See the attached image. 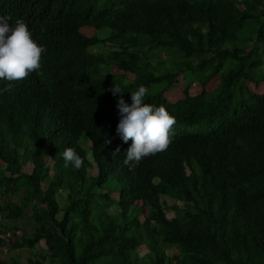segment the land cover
I'll return each instance as SVG.
<instances>
[{"label": "trees", "instance_id": "1", "mask_svg": "<svg viewBox=\"0 0 264 264\" xmlns=\"http://www.w3.org/2000/svg\"><path fill=\"white\" fill-rule=\"evenodd\" d=\"M108 1L0 0L47 47L0 80V247L28 252L0 264H264V0ZM141 84L177 133L125 164L117 101Z\"/></svg>", "mask_w": 264, "mask_h": 264}, {"label": "clouds", "instance_id": "2", "mask_svg": "<svg viewBox=\"0 0 264 264\" xmlns=\"http://www.w3.org/2000/svg\"><path fill=\"white\" fill-rule=\"evenodd\" d=\"M47 51L45 44L33 38L32 30L23 19H17L14 24L8 18L0 16V80L8 82L19 81L42 66V54ZM13 85L8 83L0 88V93ZM148 87L141 84L131 91V103L123 95L118 97L119 121L116 132L120 138L131 144L126 150L125 164L139 163L148 155L167 149L177 133V122L164 104L159 106L145 102ZM112 92L123 93L119 86L114 85ZM110 143V140L107 141ZM119 153V146L113 154ZM65 166L71 163L80 168L83 157L74 147H67L62 153ZM118 193V190L113 191Z\"/></svg>", "mask_w": 264, "mask_h": 264}, {"label": "rangeland", "instance_id": "3", "mask_svg": "<svg viewBox=\"0 0 264 264\" xmlns=\"http://www.w3.org/2000/svg\"><path fill=\"white\" fill-rule=\"evenodd\" d=\"M105 2V5L106 6H109L111 4L110 1L108 0H104ZM81 31L84 35H91L92 34V30L89 28V27H83L81 28ZM99 48H94L92 50H96ZM100 50V49H99ZM161 58L162 59H167L168 58V55H166L165 53H162L161 54ZM112 67V66H111ZM111 69V68H110ZM111 71L115 72L114 70L111 69ZM128 76V75H127ZM128 79H129V76H128ZM213 81H217V78H214ZM198 89L199 87H195L194 85L190 88V92L193 94L195 92H198ZM169 99H173V94L169 95ZM86 145H88V143H86ZM49 163H51V161L49 160ZM21 169L22 171H29L31 169V163L30 162H26L24 163L22 166H21ZM51 173V172H50ZM43 184V183H42ZM112 196L114 197H117V193L116 192H112L111 193ZM8 197V196H7ZM10 199H13L14 201H18V196H9ZM60 199V198H59ZM171 200H168V203H170ZM29 210V209H28ZM30 211V210H29ZM166 215L167 217H172L174 216V212L173 211H167L166 212ZM27 218L25 219H20L18 221V225L20 226V229L17 231V234L16 235H21V234H27L29 233V231H31V225L30 224V220H29V216H26ZM140 219H142V216H139ZM26 221L29 222L26 224ZM8 237H10L11 239H14V235L9 232L8 233ZM45 245L43 243V241L41 240L38 245L36 246V249H39V248H44ZM171 249H167L166 252H170ZM147 251V248L144 246V245H140L139 246V250H138V253L139 255H143L145 252ZM15 254H18L19 255V258L21 260V262H25V258L26 256L28 255V252L26 251V249H12L10 247H8L7 245H2L0 247V257H4V256H10V255H15Z\"/></svg>", "mask_w": 264, "mask_h": 264}]
</instances>
